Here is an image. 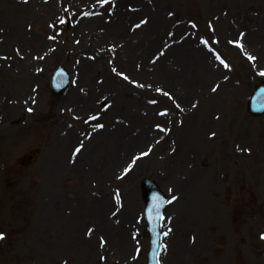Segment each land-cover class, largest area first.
Wrapping results in <instances>:
<instances>
[{
  "label": "rangeland",
  "instance_id": "374dc122",
  "mask_svg": "<svg viewBox=\"0 0 264 264\" xmlns=\"http://www.w3.org/2000/svg\"><path fill=\"white\" fill-rule=\"evenodd\" d=\"M185 40L221 53L212 77L171 55ZM263 78L264 0H0V264H127L137 248L144 264V176L176 198L162 264H264V116L247 110Z\"/></svg>",
  "mask_w": 264,
  "mask_h": 264
},
{
  "label": "bare ground",
  "instance_id": "6f19581e",
  "mask_svg": "<svg viewBox=\"0 0 264 264\" xmlns=\"http://www.w3.org/2000/svg\"><path fill=\"white\" fill-rule=\"evenodd\" d=\"M153 9H154V13H155L156 7H153ZM153 19L154 20L156 19L155 15H154ZM161 19L162 20H161L160 24L154 23L155 25L153 28H156L157 26L160 25V27H161L160 29L161 30L163 29V27L166 25V23H165L166 20L163 19V17H161ZM119 21H121V20H119ZM115 24L117 26H120V23L118 24V22ZM225 26L227 27V25H225ZM115 27H112V29ZM162 38L163 37H157L155 39H152V38L148 37L145 41V44L150 43L151 45H153V48H156L159 45V43L161 42ZM171 49H172V51H170L171 55H173L175 57V60H177L179 62L181 61L183 63H186L188 65V67L191 66L194 69H197V72L195 73V75H196L195 83H197L198 81H200L202 79H204V81H205L207 79V77H212L213 74L215 73V70H213L212 67L210 69L207 68L208 69L207 71H205L203 69V66H206V64H208V62H209L208 58H211V55H210V53H208V51L203 46H201L197 42L185 40L184 42H182L180 44L174 45ZM127 52H128L127 62L129 63L131 60L134 59L133 54L135 56L136 53H135V50L133 51V53H129V51H127ZM160 58H163V57H160ZM157 65H158L160 70L157 71L156 75L159 76L162 80L168 81V77H174V78H177V79L182 81V79H180L181 74L175 75L173 72L168 71L167 70V64L164 63V61H160ZM188 78H190L189 71H188V74L185 76L183 81L184 82L192 81V80H189ZM181 85L184 86L183 82L181 83ZM180 97H181V99L184 98L181 95V93H180ZM60 151L62 154H63V151L66 152L65 148H62ZM54 163L57 165V161H55ZM65 164H66L65 160L62 163L58 162V165L65 166ZM75 165H77V170H80L83 168V165L79 161H76ZM76 221L80 222L81 218L76 219ZM96 229L100 230L101 227L98 226ZM104 230L109 232V228H107V227H105ZM127 232L128 231H122L120 238H119L120 241L117 242L119 247L123 250H128L130 248V245H131V240L128 239ZM90 233H95V231L93 229H91ZM180 236L182 237V235H180L178 233V235L175 238V241H176L175 245L178 247L186 244V242H184V244H183V242H181ZM91 240H93V239H90V240L85 239L82 241L83 245H81V248L84 252H90L91 249L93 248V246L95 245Z\"/></svg>",
  "mask_w": 264,
  "mask_h": 264
},
{
  "label": "snow or ice",
  "instance_id": "6c2138e0",
  "mask_svg": "<svg viewBox=\"0 0 264 264\" xmlns=\"http://www.w3.org/2000/svg\"><path fill=\"white\" fill-rule=\"evenodd\" d=\"M108 2V0H102V3H107ZM61 23H64V21L63 20H61L60 21ZM205 43H207V42H205ZM240 47H242L243 48V45H240ZM217 59H219V57H217ZM249 59H255V57H252V56H249ZM221 63H223V61H221ZM225 67H228V65L227 64H225L224 65ZM158 91H159V89H158ZM29 111H31V109H29ZM214 135V134H213ZM77 152H79L80 151V149H77L76 150ZM142 155H147V153H143ZM129 167H131V166H129ZM129 169H125V172H127ZM173 200L174 199H176L175 197H173L172 198ZM172 201L171 200H168V201H161V200H159V198H156V197H154V202H153V207H152V209H149V216H150V218H151V212L153 211V210H156L157 211V216H158V218H160V219H162V217H159V208L160 207H162V204L163 203H171ZM170 231V230H169ZM169 235V232L168 231H165V232H163V236H168ZM0 239H4V234L3 233H0ZM262 239H264V235H262ZM102 243H103V241H102ZM163 246V245H162ZM157 255H159V253H157Z\"/></svg>",
  "mask_w": 264,
  "mask_h": 264
},
{
  "label": "water",
  "instance_id": "95a60500",
  "mask_svg": "<svg viewBox=\"0 0 264 264\" xmlns=\"http://www.w3.org/2000/svg\"><path fill=\"white\" fill-rule=\"evenodd\" d=\"M54 89L57 92L61 91L63 89V84L60 81H56ZM29 158H31V156ZM143 182H144V194L146 197L148 195L147 190L151 189L152 191H160L159 187L151 179H145ZM152 264H154V263H152Z\"/></svg>",
  "mask_w": 264,
  "mask_h": 264
}]
</instances>
